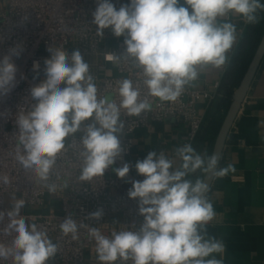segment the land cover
I'll return each mask as SVG.
<instances>
[{"label": "clouds", "instance_id": "9594fccd", "mask_svg": "<svg viewBox=\"0 0 264 264\" xmlns=\"http://www.w3.org/2000/svg\"><path fill=\"white\" fill-rule=\"evenodd\" d=\"M258 10H264L261 0H183V4L181 0H130L118 10L111 0H97L91 23L101 39L109 28L115 37H124L125 52L121 56L106 53L105 59L130 60L143 77L147 96L166 102L176 101L185 87L198 79L200 69L226 65L237 36L236 26L224 18L234 14L256 23ZM19 49V45L10 49L0 60V95L15 87L17 67L12 56H19ZM48 51L51 55L44 60L43 78L30 90L35 104L15 118L19 131L16 159L54 193L57 185L46 182L68 137L81 133L79 179L103 177L123 152L121 109L128 116H140L152 105L147 96L141 97L139 84L128 78L118 82L119 104L98 97L89 64L79 49L70 58L62 48L51 46ZM39 68V62H34L33 70L38 73ZM175 151L182 160L178 168L163 151H149L135 164L144 179L132 181L127 195L138 201L139 215L144 218L138 228L113 230L109 237L98 227L78 225L70 215L60 223L61 232L76 240L78 228L88 227L99 264H223L213 254L222 253L224 244L207 235L206 226L216 216L206 196L209 186L201 178L193 181L187 177L200 170L222 178L235 168L229 164L218 169L219 155L202 156L190 143ZM113 171L124 179L130 166L124 163ZM0 181L10 183L7 175ZM67 186L65 182L63 187ZM24 206L23 199H16L9 210L0 211V223L5 217L8 221L0 233L15 234L10 245L0 242V260L47 264L57 254L58 245L46 231L25 221L20 215ZM103 214V209H98L87 219L99 221Z\"/></svg>", "mask_w": 264, "mask_h": 264}, {"label": "built area", "instance_id": "2783aa9c", "mask_svg": "<svg viewBox=\"0 0 264 264\" xmlns=\"http://www.w3.org/2000/svg\"><path fill=\"white\" fill-rule=\"evenodd\" d=\"M117 10L125 5L122 0H111ZM97 0H0V60L10 54V49L20 46V55L12 56L17 67L15 87L7 95H0V177L7 175L10 183L0 181V211L3 210L4 196L14 193L25 201V206H41L46 195H52L57 201L59 211L50 206L45 212H20L28 224L35 223L39 229L47 232L58 252L47 264H99L95 254V241L88 235V227L78 228V239L71 234L65 236L60 223L72 216L77 224L98 227L102 234L111 236L113 230L120 231L139 227L143 216L139 215L138 201L127 195L132 181H142L143 176L135 169V164L143 160L142 156H131L133 134L151 121H165L173 118L187 124L186 143L192 146L197 139L203 117L197 111L201 99L212 100L214 94L207 90L192 89L186 86L176 101L162 102L159 98L147 96L140 71L130 60L120 59L109 62L106 53L121 56L125 52L123 42L113 46L106 45V39L113 33L105 29L101 39L96 34V26L91 23L92 13ZM62 48L69 56L79 49L98 88V97H107L119 104L118 82L124 78L139 84L141 97L148 98L151 110L140 116H128L121 109L124 121V133L119 136L123 152L115 164L106 170L103 177L91 181H81L82 157L80 135L66 139L65 150L57 157L48 184L57 185L50 193L44 183L31 170H25L16 159L19 131L15 125L16 115L27 113L35 101L30 97L32 87L38 85L44 74V60L50 58L49 47ZM34 62L40 68L33 70ZM217 87V85H215ZM180 158V157H179ZM128 163L130 171L124 179L118 178L113 168ZM67 183V187L63 185ZM103 209L99 221L89 220L87 216ZM7 217L0 228L7 224ZM135 226H132V224ZM12 235L0 233V242L10 245ZM0 264H12L11 258L0 260ZM117 264H120L118 261ZM127 264H132L128 261Z\"/></svg>", "mask_w": 264, "mask_h": 264}, {"label": "crops", "instance_id": "0c3cea01", "mask_svg": "<svg viewBox=\"0 0 264 264\" xmlns=\"http://www.w3.org/2000/svg\"><path fill=\"white\" fill-rule=\"evenodd\" d=\"M122 1L130 3V0ZM224 19L236 26L237 39L228 53L229 62L247 21L234 14ZM123 40V36L112 34L105 43L113 46ZM228 62L221 68L200 69L198 79L188 85L215 95L212 100L201 99L197 103L196 109L203 117L201 127L213 116L222 115L223 118L225 114L220 107L218 83ZM187 129L186 123L173 118L151 121L134 132L131 156L144 159L149 151H163L173 161L174 168H178L182 160L175 150L185 144ZM196 143L197 139L193 148ZM205 150L206 147L198 154L205 155ZM229 164L235 171H229L222 178L213 177L206 195L216 213L206 226L207 235L224 244V251L213 255L222 259L223 264H264V58L229 130L218 169ZM199 175L202 177L203 172L197 170L187 178L195 181Z\"/></svg>", "mask_w": 264, "mask_h": 264}, {"label": "trees", "instance_id": "16d2710c", "mask_svg": "<svg viewBox=\"0 0 264 264\" xmlns=\"http://www.w3.org/2000/svg\"><path fill=\"white\" fill-rule=\"evenodd\" d=\"M261 3H264V0H261ZM257 18L258 22H247L245 25L218 83V93L221 95L220 107L224 112L227 109L233 90L239 83L252 58L261 35L264 34V10L257 11ZM221 119L222 115L213 116L206 125L201 127L197 135V143L194 145L196 153L202 152L203 148L206 147L205 154L210 155L212 143ZM198 178H201V175Z\"/></svg>", "mask_w": 264, "mask_h": 264}, {"label": "water", "instance_id": "95a60500", "mask_svg": "<svg viewBox=\"0 0 264 264\" xmlns=\"http://www.w3.org/2000/svg\"><path fill=\"white\" fill-rule=\"evenodd\" d=\"M264 58V34L261 35L259 43L252 55V58L241 77L239 83L233 90L230 101L228 103L227 109L225 111V114L220 122L219 128L217 130V133L214 137L213 144L211 147L210 155L217 154L219 155L221 159L222 150L227 138V135L229 133V130L234 122V119L237 115V112L239 110V107L247 93V90L251 84V81L257 71V68L262 60ZM220 159L218 161V165L220 162ZM217 165V168H218ZM213 175L211 173L205 174L203 173L201 179L204 180V182L209 186L212 183ZM209 191V190H208ZM208 193V192H207ZM206 193V195H207Z\"/></svg>", "mask_w": 264, "mask_h": 264}, {"label": "rangeland", "instance_id": "374dc122", "mask_svg": "<svg viewBox=\"0 0 264 264\" xmlns=\"http://www.w3.org/2000/svg\"><path fill=\"white\" fill-rule=\"evenodd\" d=\"M16 199H20L17 194L14 193H7L4 196V204H3V210L7 211L11 208V205L14 204ZM57 201L52 197V195H46L44 197L43 205L41 206H24V208L21 209V212H45L50 206H54L55 211H59V207L57 206Z\"/></svg>", "mask_w": 264, "mask_h": 264}]
</instances>
